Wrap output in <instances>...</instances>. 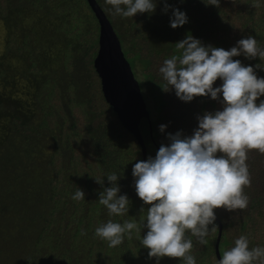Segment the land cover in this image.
<instances>
[{
	"label": "trees",
	"instance_id": "1",
	"mask_svg": "<svg viewBox=\"0 0 264 264\" xmlns=\"http://www.w3.org/2000/svg\"><path fill=\"white\" fill-rule=\"evenodd\" d=\"M97 1L135 77L144 76L143 82L137 80L152 121V133L148 119L139 125L147 159L171 143L169 133L193 135L198 116L223 110L222 94L217 100L209 95L185 102L174 89L163 90L166 81L159 68L178 54L175 43L192 35L205 46L230 50L253 36L264 48V0H220L219 6L205 0H166L171 6L166 12L165 0H155L154 12L130 18L113 15L112 6ZM176 8L186 13L188 22L172 28ZM0 19L7 30L0 55V264H157L135 231L115 248L95 235L110 219L127 220L140 226L142 238L150 205L138 197L132 175L133 165L143 160L142 148L107 102L94 66L100 27L88 1L0 0ZM233 59L264 77L259 57L241 54ZM222 83L218 79L214 87ZM160 125H167L163 132ZM246 163L251 177V186L244 189L247 208L215 209L223 223L221 256L241 235L248 237L250 248L264 247V154L250 150ZM112 173L120 176V194L129 198L123 216H110L98 200L112 186L107 180ZM95 177L104 179L103 185ZM78 188L85 192L79 201L72 198ZM215 226L207 245L186 232L196 264H217V220ZM159 264L183 261L163 257Z\"/></svg>",
	"mask_w": 264,
	"mask_h": 264
},
{
	"label": "clouds",
	"instance_id": "2",
	"mask_svg": "<svg viewBox=\"0 0 264 264\" xmlns=\"http://www.w3.org/2000/svg\"><path fill=\"white\" fill-rule=\"evenodd\" d=\"M114 9L113 15L124 18L137 13H152L155 0H105ZM219 6L220 0H205ZM235 2V0H234ZM258 7V3H253ZM170 5L166 3L164 11ZM188 22L185 12L173 9L172 28ZM176 55L165 59L159 68L165 85L163 90H175L185 102L198 96H211L217 100L222 94L223 110L206 112L198 116L194 134L184 136L182 131L169 133L170 144H162L155 157L140 160L132 167L135 190L147 207L143 228L147 234L140 237V226L135 221L123 223L108 220L95 229V235L107 241L110 248L121 245L133 231L149 249L148 257L179 258L183 264H196L191 254L193 242L186 232L207 245L209 232H215V209L244 210L249 203L245 187L251 186L248 152L258 150L264 154V77H258L253 66H245L233 57L243 54L248 59L259 57L264 61V48L253 36L241 39L230 50L205 46L188 35L175 43ZM256 67H260L257 65ZM223 81L214 87L215 82ZM167 125H160L163 132ZM103 185L104 179L95 177ZM120 179L115 173L107 180L99 194V203L108 209L110 216H123L129 211L127 194H120ZM74 200H83L85 192L78 188ZM144 208L141 209L143 213ZM209 225H212L210 228ZM81 234H85L82 230ZM246 235L235 240L234 246L222 252L217 264H264V247L250 248Z\"/></svg>",
	"mask_w": 264,
	"mask_h": 264
},
{
	"label": "water",
	"instance_id": "3",
	"mask_svg": "<svg viewBox=\"0 0 264 264\" xmlns=\"http://www.w3.org/2000/svg\"><path fill=\"white\" fill-rule=\"evenodd\" d=\"M99 22L100 48L94 60V66L101 78L102 89L107 102L114 108L120 121L138 140L143 160H147V146L140 130V122L148 119L151 133L152 121L150 111L142 94L141 86L128 59L125 57L121 41L106 13L97 0H87ZM219 233L216 242L218 260L220 241L223 233V223L216 215Z\"/></svg>",
	"mask_w": 264,
	"mask_h": 264
},
{
	"label": "rangeland",
	"instance_id": "4",
	"mask_svg": "<svg viewBox=\"0 0 264 264\" xmlns=\"http://www.w3.org/2000/svg\"><path fill=\"white\" fill-rule=\"evenodd\" d=\"M6 38H7V30L3 24V21L0 19V55L4 52L5 46H6ZM144 76L137 75V79L140 80V82H143ZM23 84V83H22ZM143 92V90H142ZM144 93V92H143ZM147 105L148 102L146 101ZM151 107V103L149 102V108Z\"/></svg>",
	"mask_w": 264,
	"mask_h": 264
}]
</instances>
